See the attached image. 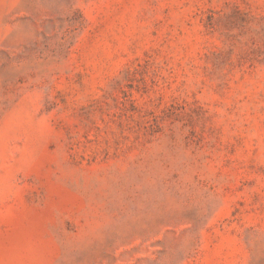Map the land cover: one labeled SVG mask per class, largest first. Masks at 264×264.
Instances as JSON below:
<instances>
[{"label":"rangeland","instance_id":"374dc122","mask_svg":"<svg viewBox=\"0 0 264 264\" xmlns=\"http://www.w3.org/2000/svg\"><path fill=\"white\" fill-rule=\"evenodd\" d=\"M0 264H264V0H0Z\"/></svg>","mask_w":264,"mask_h":264}]
</instances>
